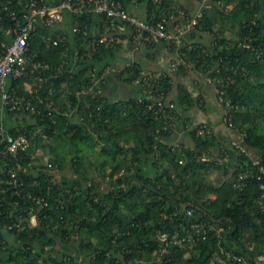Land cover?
Wrapping results in <instances>:
<instances>
[{
	"label": "trees",
	"instance_id": "1",
	"mask_svg": "<svg viewBox=\"0 0 264 264\" xmlns=\"http://www.w3.org/2000/svg\"><path fill=\"white\" fill-rule=\"evenodd\" d=\"M1 1H8V8L14 1L12 9L20 12L16 0ZM171 2L165 0L161 8L170 13L182 9L172 10ZM146 4L150 11V0ZM207 4L193 32H202L210 42L186 47L187 63L180 68L190 63L192 70L213 79L224 116L228 103L231 123L246 134L247 153L231 149L225 169H232L230 178L203 182L204 175L220 166L209 160V150L220 146L200 126L189 132L192 149L161 140L171 134L170 124L180 116L177 108L187 112L201 97L179 87L169 100L172 84L165 74L145 87V98L112 102L90 91L95 74L110 65L114 54L103 46L85 49L91 29L102 18L64 15L65 23L80 25L81 32L60 38L57 45L43 43L59 32L40 22L30 42L36 59L49 65L50 79L40 87H31L28 78L7 79L8 91L30 101L36 112L25 106L3 112L4 127L11 135L25 132L29 148L18 158L20 191L8 185L0 193V222L26 224L17 234L0 230V264H264V176L259 170L264 169V0ZM228 24L238 30L235 41ZM85 26L89 31L84 36ZM124 71L126 82L140 75L136 66ZM159 98L174 103L172 113L159 111ZM9 122L16 124L9 127ZM101 143V151H94L95 163H88V148ZM48 145V166L29 165L35 151ZM255 159L258 165H253ZM15 163H0L2 180ZM98 175L105 179L102 187L94 183ZM28 192L46 198L48 207H37ZM176 233L178 238L190 234L191 240L167 244L159 237Z\"/></svg>",
	"mask_w": 264,
	"mask_h": 264
},
{
	"label": "built area",
	"instance_id": "2",
	"mask_svg": "<svg viewBox=\"0 0 264 264\" xmlns=\"http://www.w3.org/2000/svg\"><path fill=\"white\" fill-rule=\"evenodd\" d=\"M164 1L150 0L153 8L148 11L146 0H16L15 5L20 10L17 14L12 9L14 8L12 7L14 1L10 2L11 6L8 8V1L3 2L0 0V34L4 38V40H0V162L5 163L6 166H8V163L16 162L14 167L9 168L3 174L7 178L5 180L0 178V193H4L8 185L14 187L15 191H20L17 190L18 171L21 170L18 158L20 159V154L29 148L25 132L18 131L17 135H11L8 129L4 127L2 112L6 109L22 111V106H25L26 110H29L32 114L36 112V107L30 101L21 99L14 92L10 93L8 91V76L21 79L28 78L31 87H40L46 79H50V77H46L49 65L36 59L30 42L40 22L53 27L63 22L65 14L85 15L87 17L91 15L100 16L103 20L102 23L96 24L90 31L89 48L93 47L92 50L101 46L112 48L119 41L120 35L126 31L129 32L135 49L142 44H152L157 40L174 43L178 46L183 35L197 25L198 20L202 17V8L209 6L207 4L209 0H201V8L194 13L186 12L183 9L171 13L164 11L161 8ZM140 4L144 8V17L142 18L132 15L128 10V5L138 6ZM8 18L10 19V25L8 23L5 25V19L8 20ZM82 30L84 36L88 34L89 30L86 26ZM71 31L72 33H80L81 26L74 25ZM58 34V39H52L48 35L43 39V43L52 42L53 45H57L60 38H66L64 33ZM186 63L185 54H178V58L170 63L168 73L176 72L180 66ZM187 66L189 68L193 67L190 63ZM153 80L151 76H144L140 71V75L133 80V84L145 88L149 87ZM161 98L157 100L158 109L162 114L169 115L174 110L175 105L172 102L164 104ZM220 101H222V98ZM225 106L227 114L224 116V122L229 127L234 128L229 113L231 107L228 103ZM148 109L151 110L152 106H148ZM245 136V132H238V140L231 142V149H235L239 153H247L243 143ZM224 153H227L226 149H224ZM253 165H258L256 159L253 161ZM259 170L260 175L264 176V169L260 167ZM26 196L40 209L49 205L46 198L42 196H36L30 192L26 193ZM31 213L30 223L35 225L37 217L33 214V207H30L28 211L29 215ZM190 214L191 210H187V215ZM192 227L197 228L198 226L194 225ZM25 228L26 224L22 221L3 224L0 222L2 232L13 231L14 234H17ZM159 237L167 244L172 241L178 243L191 240L190 234L180 238H178L177 233L172 237H168L166 234H160ZM165 251L166 249L163 248V252Z\"/></svg>",
	"mask_w": 264,
	"mask_h": 264
},
{
	"label": "crops",
	"instance_id": "3",
	"mask_svg": "<svg viewBox=\"0 0 264 264\" xmlns=\"http://www.w3.org/2000/svg\"><path fill=\"white\" fill-rule=\"evenodd\" d=\"M172 10L182 8L191 13L197 12L201 8V3L196 0H171ZM128 10L132 15L140 18L144 17V8L140 4L138 6L128 5ZM66 15V14H65ZM65 18L62 23L57 24L58 32L69 35L72 34V28H69L68 22L65 23ZM70 23V22H69ZM191 29L183 35L180 44L177 46L174 43L157 40L152 44H142L139 48L135 49L130 38L128 31L120 35L119 41L113 45L114 54L111 55V63L95 74L94 84L90 91L101 94L112 102H124L131 99H143L148 95V90L142 86H137L132 82L123 80L122 73L124 68L133 66L138 67L144 76H151V79L165 75L169 71L170 63L178 58V54H185V48H190L193 44H209L210 38L207 35H202V32H193ZM174 33V31L172 30ZM104 47V46H103ZM107 49V47H104ZM90 49V48H89ZM88 49V50H89ZM170 75V83L172 84V91L170 99L174 98L178 93V88H185L193 97H201L198 106L190 108L187 112L183 111L180 107L177 110L180 113L177 121L172 123L171 134L168 137L162 138V142L177 147L178 149H192L194 144L190 137V130L193 127L200 126L201 130H206L211 138L219 143L220 149H210L211 158L209 160L216 161L220 166L211 169L207 175H204L203 182H223L230 178L231 168L229 172H225L228 167L227 161H223L222 149L229 152L227 156L230 158L231 142L238 140V132L229 127L224 122L223 108L216 102V87L213 79H210L207 74L202 71L192 70L189 67L179 68ZM121 76V77H120ZM1 108V107H0ZM4 112V111H3ZM2 112V116H3ZM1 113V111H0ZM16 124V123H15ZM14 122H9V127L15 125ZM8 129V127H6ZM46 144V143H45ZM50 149L49 145L47 147ZM88 148L87 158L88 163H95L96 153L101 151L102 143ZM46 149V148H45ZM46 151H41L42 155ZM234 153L233 151L231 152ZM47 155V154H46ZM252 155H254L252 153ZM232 158V157H231ZM218 161V162H217ZM162 162L169 166L166 160ZM217 164V165H218ZM91 168V166H90ZM109 168L106 172H109ZM152 175L155 173L151 167ZM93 171V170H92ZM91 175H93V172ZM60 174V173H59ZM210 178V180H208ZM105 179L98 175L94 183L102 187ZM89 182L88 184H91Z\"/></svg>",
	"mask_w": 264,
	"mask_h": 264
},
{
	"label": "rangeland",
	"instance_id": "4",
	"mask_svg": "<svg viewBox=\"0 0 264 264\" xmlns=\"http://www.w3.org/2000/svg\"><path fill=\"white\" fill-rule=\"evenodd\" d=\"M93 16H95V19H96V17H99L100 18V16H98V15H93ZM69 28H72L70 25H69ZM226 30L227 31H229L230 33H231V35H230V37H231V39H233L234 41L235 40H237L238 39V35H237V33H238V30L236 29V28H232V26H231V24H228L227 25V27H226ZM88 48H89V45H86V47H85V49L86 50H88ZM65 56V55H64ZM125 69H127V68H124V70ZM123 70V71H124ZM125 72V71H124ZM126 73H124V77L126 76L125 75ZM170 125H172V124H170ZM212 149V148H211ZM49 149L48 148H46L45 149V151H48ZM221 154H222V156H223V158H222V160L223 161H227L229 158L227 157L228 155V152L227 153H224V149H222L221 150ZM227 155V156H226ZM210 156H212V155H210ZM33 159H35V160H33L32 162H30L29 163V165H32V163L34 164V163H36L37 162V166H40V167H43V166H48V164H49V156L48 155H46V154H44V155H42V153H41V151H38V150H36L35 151V153H34V155H33ZM218 162V161H217ZM1 163V162H0ZM129 166V165H128ZM0 168H1V166H0ZM56 171V170H55ZM51 172V173H53V174H57V177H60V176H58V171L57 172ZM49 172V171H48ZM68 172V171H67ZM65 174H68V175H70V173H65ZM56 177V178H57ZM55 178V179H56ZM60 178H58V180H59ZM208 180H210V178L208 179ZM205 183H207V182H205ZM208 183H211V184H216V183H219V182H208ZM217 230L219 231V232H221L222 231V227L221 226H217ZM94 244L96 243V239H92L91 240Z\"/></svg>",
	"mask_w": 264,
	"mask_h": 264
}]
</instances>
